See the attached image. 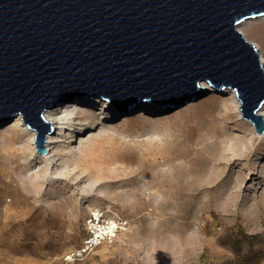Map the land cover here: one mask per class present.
Here are the masks:
<instances>
[{
  "label": "rangeland",
  "instance_id": "obj_1",
  "mask_svg": "<svg viewBox=\"0 0 264 264\" xmlns=\"http://www.w3.org/2000/svg\"><path fill=\"white\" fill-rule=\"evenodd\" d=\"M249 21L243 37L264 51V17ZM198 85L204 99L155 119L108 124L95 102L71 104L92 129L49 146L51 181L38 194L30 181L44 165L28 158L36 133L20 115L0 127V264H264V133L242 121L229 90ZM68 146L86 169L77 179L54 174ZM94 208L127 231L70 260Z\"/></svg>",
  "mask_w": 264,
  "mask_h": 264
},
{
  "label": "water",
  "instance_id": "obj_2",
  "mask_svg": "<svg viewBox=\"0 0 264 264\" xmlns=\"http://www.w3.org/2000/svg\"><path fill=\"white\" fill-rule=\"evenodd\" d=\"M260 17L264 0H0V127L22 116L42 158L46 110L84 99L108 124L155 119L205 82L234 91L262 135L264 71L237 30Z\"/></svg>",
  "mask_w": 264,
  "mask_h": 264
},
{
  "label": "bare ground",
  "instance_id": "obj_3",
  "mask_svg": "<svg viewBox=\"0 0 264 264\" xmlns=\"http://www.w3.org/2000/svg\"><path fill=\"white\" fill-rule=\"evenodd\" d=\"M255 20H259L255 19ZM250 23V21H244L243 23H241L240 25L237 26V30L244 36L245 35V31L247 29L248 24ZM256 48L258 50L259 53V58L260 61L262 63V67H263V71H264V51L263 49L259 46L256 45ZM229 96L232 98V103L234 104V108L236 112H239V104L235 99V95L233 94V92L231 90H229ZM82 101V100H80ZM78 101L77 104L80 102ZM94 107V111L98 112V107L96 106V104H93ZM263 108H261L257 115L261 118L262 122L264 123V104L262 106ZM81 110H83L84 112H82ZM78 111L80 113L77 112V107L76 106H65L62 107L58 110L55 111H48L46 110L43 115H42V119L46 121V123L50 124L52 126L53 129V133H52V137H48L46 138L45 141V148L46 153L47 154L49 152L48 148L50 145H55L58 142H63L64 140V136L66 135V133L70 130H72L74 128L75 131H77L76 136L80 135L82 132L86 131L83 135H85L86 133H88L90 131V129H92V124L88 121V116L86 115L85 112H87L86 109H78ZM97 113V114H98ZM12 123V128H19L20 125V117L17 116V118H15L14 120L11 121ZM20 127H22V125H20ZM11 131H14V129H11ZM31 139L28 141L29 146V155L28 158H32L34 159H38L39 160V165H44V168H42L34 177V180L30 181V184L32 186V188H36V194L39 193L38 188H40V185L42 183H40V180H46L47 182H50L51 179L50 178H46V176L48 175V166L50 165L51 161L53 160L55 155L49 156L46 155L44 157L41 158L40 154H37V152L35 151V147L33 144V135H31ZM257 137H261V136H257ZM74 144H76L77 142V138H74ZM71 145V143L69 144ZM77 146H68L66 147L64 150H61V152H63V154L65 156H67L69 158V160H62V164H60L59 166H57L55 168V175H57L58 177H63V178H68L70 175L74 176L76 179L79 178L84 172H86V169L80 167L76 161H73L72 158H75L76 154H77ZM260 157V155H259ZM262 157V156H261ZM256 166V163L253 165V167ZM51 174V173H49ZM90 209L89 206L86 207V209Z\"/></svg>",
  "mask_w": 264,
  "mask_h": 264
},
{
  "label": "built area",
  "instance_id": "obj_4",
  "mask_svg": "<svg viewBox=\"0 0 264 264\" xmlns=\"http://www.w3.org/2000/svg\"><path fill=\"white\" fill-rule=\"evenodd\" d=\"M128 223L120 217H109L99 209H91L84 221V236L79 248L68 259L79 260L103 243H110L127 231Z\"/></svg>",
  "mask_w": 264,
  "mask_h": 264
}]
</instances>
